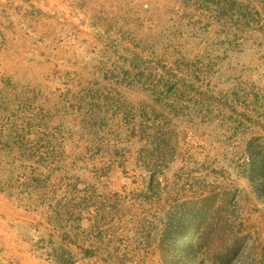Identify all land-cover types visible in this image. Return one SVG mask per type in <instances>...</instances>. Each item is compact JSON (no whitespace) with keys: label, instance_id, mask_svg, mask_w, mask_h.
<instances>
[{"label":"rangeland","instance_id":"1","mask_svg":"<svg viewBox=\"0 0 264 264\" xmlns=\"http://www.w3.org/2000/svg\"><path fill=\"white\" fill-rule=\"evenodd\" d=\"M19 134L53 189L5 190L29 174L0 152V264H211L237 237L264 264V0H0V147Z\"/></svg>","mask_w":264,"mask_h":264},{"label":"trees","instance_id":"2","mask_svg":"<svg viewBox=\"0 0 264 264\" xmlns=\"http://www.w3.org/2000/svg\"><path fill=\"white\" fill-rule=\"evenodd\" d=\"M29 128L33 127L32 124H28ZM13 128V127H12ZM16 127H14L15 129ZM17 133H14L16 136ZM21 140L20 143H14L13 138L9 140L6 146L0 147V152L4 155H7L9 159H11L13 163V171L15 173L21 174L24 173L22 176H26V174H29L27 176V180L25 182H19L17 184L11 183L14 181L11 179V181L5 186V190H10L15 195H26L28 197H31L33 201L34 199H37L38 205L37 207H42L41 203H44L46 201V198L51 193L53 187L51 186V175H45V171L43 169L34 168L33 166H29L27 162L33 160L34 155L33 153L24 145L23 141V135L19 134L17 135V141ZM251 148V156L250 158L253 161L252 166V173L254 181L255 179L262 180L264 178V158L260 160L261 155L264 153L259 150V152H254ZM4 152V153H3ZM262 164V165H259ZM54 171L52 168L48 170ZM32 171V172H30ZM264 181V179H263ZM50 183V184H49ZM13 184V185H11ZM261 191L264 192V184L261 186ZM25 198V197H23ZM39 209V208H38ZM184 231V233H183ZM179 234L176 238V249L179 252V254L182 256L183 259L192 261L193 259H198L200 255H202L199 251V242L201 239L198 237V225L194 224L191 226H186L185 229ZM185 234L188 235V238L186 239L184 243V236ZM234 246H229L225 248L223 252H218L217 258L211 262V264H232L233 261L238 260L239 257H243L244 250L242 249L241 242L243 240L242 237L235 238ZM187 247V248H186ZM241 247V248H240ZM203 256L202 257V263L206 264L207 258Z\"/></svg>","mask_w":264,"mask_h":264}]
</instances>
